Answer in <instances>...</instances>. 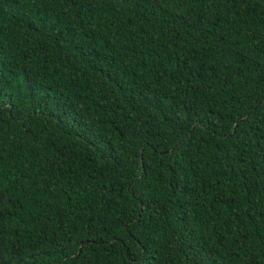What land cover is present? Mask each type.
Wrapping results in <instances>:
<instances>
[{"label": "trees", "instance_id": "obj_1", "mask_svg": "<svg viewBox=\"0 0 264 264\" xmlns=\"http://www.w3.org/2000/svg\"><path fill=\"white\" fill-rule=\"evenodd\" d=\"M0 264H264V0H0Z\"/></svg>", "mask_w": 264, "mask_h": 264}]
</instances>
